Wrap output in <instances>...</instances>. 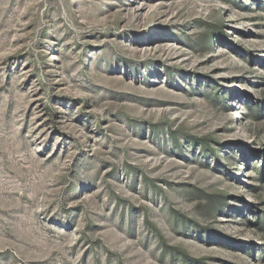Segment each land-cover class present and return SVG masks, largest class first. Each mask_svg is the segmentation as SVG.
<instances>
[{
	"label": "rangeland",
	"instance_id": "rangeland-1",
	"mask_svg": "<svg viewBox=\"0 0 264 264\" xmlns=\"http://www.w3.org/2000/svg\"><path fill=\"white\" fill-rule=\"evenodd\" d=\"M0 264H264V0H0Z\"/></svg>",
	"mask_w": 264,
	"mask_h": 264
}]
</instances>
